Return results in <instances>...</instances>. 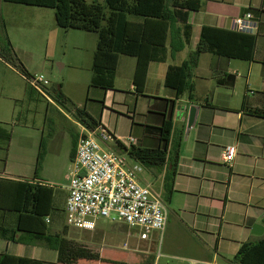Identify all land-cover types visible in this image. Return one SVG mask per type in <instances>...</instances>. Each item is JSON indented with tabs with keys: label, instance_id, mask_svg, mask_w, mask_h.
I'll return each mask as SVG.
<instances>
[{
	"label": "crops",
	"instance_id": "crops-1",
	"mask_svg": "<svg viewBox=\"0 0 264 264\" xmlns=\"http://www.w3.org/2000/svg\"><path fill=\"white\" fill-rule=\"evenodd\" d=\"M198 1L201 3L200 9L190 12L189 16V23L193 27V35L190 45L175 57H172L170 52H168L167 60L163 63L153 62L149 65L143 96H138L136 94L134 85V75L137 64L136 59L133 61V58L121 56L115 77L114 90L107 92L104 91L103 105L99 118L94 115V112L87 110L95 120L101 121V127L105 131L113 135L116 141H119L128 149L129 146L126 144L127 138L130 136H133L136 139L137 147L156 148L160 146L161 128L164 120L167 119L166 113L163 112V101H173L176 96L174 91L165 86L167 71L170 67L181 66L189 59L190 55L198 46L203 27L234 31V21L238 17L248 13V10H258L261 11L259 15L261 25L257 36V43L259 38L264 39V0ZM234 1L236 2L232 3ZM11 44L13 45V50L16 51L17 48L13 43ZM80 50L82 51L81 48ZM93 51L94 52L91 50L92 61L96 49ZM236 61L239 60H231L212 54H203L201 56L198 68L193 73L194 75L192 79L195 84L194 95L196 102L193 104L191 103V106L197 105L200 107L198 121L188 135L185 132L186 135L184 138L183 135H179V131L175 128L174 114V131L169 144V149H173V146L176 143H180V158L176 175L174 177L173 193L179 192V187H184L185 190H183V193L185 195L195 196L198 199L203 197L204 182H209V179L200 178L202 170L206 171L205 166L210 162L224 164L222 155L225 148L229 146L236 147V158L232 167L229 168V175H225V178L228 177V189L224 201L223 213L225 217L224 221L227 220V215L229 213L233 217L234 215L228 208L230 205H235L236 207L241 208V210H244V220L241 224H236L237 220L228 222V224L237 225L236 229L240 230V233L237 236L235 233L231 235L229 231H227V234L230 236H224L222 234L224 222L222 223L218 245L221 250L225 247V251L222 252V256H220V254L215 255L214 260L216 261L220 256L225 264H232L231 261H233L243 243L256 242L260 238L253 235L252 230L254 226L259 225L264 227V119L250 116L242 111L244 102L249 108L264 111V90L259 99H248L245 96L240 109L232 104L231 98L233 97V94H220V99L216 98L218 94L217 90L219 88L224 89V87H234L237 82L236 78L241 76L236 70ZM0 64L7 68L21 82L15 84L10 79L7 84H0V126L3 130L9 131L11 134L9 142H7L3 135H0V228L15 229L19 214L13 212V209H15L14 194L18 189V184L26 183L52 188L50 182L55 180L56 176L50 169H47L48 165L52 166V162L47 163L49 160L48 147L42 170L38 176H35L39 148L42 138L45 136L42 128L30 126L28 123L29 114L33 111V106L40 102L38 95L29 98L27 95V87L29 85L26 82L25 77L17 70L10 68L3 60H0ZM23 65L25 70L29 71L28 66L25 64ZM65 67L66 65L62 66V68ZM74 67L77 69L80 68L79 65H75ZM249 69L251 70V66ZM121 72L126 73L128 83L127 90H119L118 88L120 79L119 75H122ZM6 74V71L0 68V78L6 76ZM231 78H234L233 86L229 83ZM262 86L264 87V83H262ZM129 95L134 97L135 106L133 111L127 106V98ZM184 95H187L188 97V93ZM65 96L72 102L68 95L65 94ZM140 100H148V103H144L142 109H138ZM22 104L24 106L23 112H25L26 116L23 117V120L20 123H15V120L19 115V106ZM116 106L122 107L126 109V111L119 110V113H121L119 114L116 112ZM78 107L83 106L79 105ZM51 112H57L60 116H63L68 120L73 117L68 118L64 113V109H62L59 104H55L52 100H50V103L46 104L45 121L48 120V115H50ZM114 113H118L119 118H124L129 122V130L127 134H118L117 126L110 128V124L108 125L105 121L108 116H111ZM125 114L128 116L132 115L133 118L132 116L126 117L124 116ZM187 119L188 115L182 119L181 124H186L187 126ZM70 122H74L78 125V127L81 128V131L80 133L71 135V151L69 154V163H67V168H69V170L68 175L65 176V179L68 180L69 183V172L74 160V157H71L73 136L80 137L84 130H88L86 127L78 123L74 117ZM138 127H140V130L137 129ZM54 139V136H52L49 142H52ZM113 146L115 147L116 145L113 144ZM203 163L205 166L201 167L200 164ZM53 165H56V162H54ZM170 167L171 163L169 160L165 165L163 172L159 174V180L162 182L163 194H165V176L170 170ZM216 179L211 180L210 182H218ZM195 181H198L199 185L194 189L192 188V183ZM52 189L54 191V210L56 193L54 188ZM63 193L64 194L61 197V208L59 209L63 214H66L68 186ZM53 210L51 215L47 218V223L49 224L52 233H60L59 224L63 221L60 217L62 214L58 212L56 215L53 213ZM235 216L238 217L240 215L237 214ZM201 233L209 234V232L203 230ZM21 236L22 234H18L17 237L20 238V240L25 239V237ZM26 239L28 240L29 238L27 237ZM203 243L206 246L208 245V242L206 241H203ZM5 254L33 259L44 262L45 264H57L59 257L58 252L47 248L42 243H17L10 240L0 239V257ZM214 264L217 263L215 262Z\"/></svg>",
	"mask_w": 264,
	"mask_h": 264
},
{
	"label": "rangeland",
	"instance_id": "rangeland-1",
	"mask_svg": "<svg viewBox=\"0 0 264 264\" xmlns=\"http://www.w3.org/2000/svg\"><path fill=\"white\" fill-rule=\"evenodd\" d=\"M128 1L130 3L134 2V0ZM86 2L88 4L100 3L108 12L109 8L106 0H86ZM0 19L5 26L8 39L18 50H14V53L19 64L23 68V64L28 66L29 71H26V73L32 77L44 75L51 83L48 89L53 85L62 84L64 93L70 97L74 105L86 106L88 111L94 112V115L99 118L105 92L102 89L90 86L93 74L91 50L94 52L93 50L96 49L98 35L60 28L56 23L55 11L52 9L11 4L2 2V0H0ZM132 60L135 61L134 58ZM263 62L264 39L259 38L254 62L236 61V70L241 76L236 78L237 82L234 87L219 88L216 98L220 99V94H233L232 104L239 109L245 96L248 99L261 98V93L264 90L262 86V83H264ZM7 65L19 71L17 67L11 64L7 63ZM65 65L66 67L62 68ZM75 65H79L80 68L77 69L74 67ZM250 66L251 70L249 69ZM0 68L7 73L6 76L0 78L1 85L7 84L10 79L15 84L21 83L3 65L0 64ZM121 73L118 88L119 90H127L126 73ZM49 98L52 100L51 97ZM38 99L40 102L33 106V111L29 114L28 124L44 130L49 149L47 163L52 162V166L48 165L47 169H50L56 176V179L50 182L56 193L53 213L56 215L58 212L61 213L60 217L63 219L62 223L59 224V231L61 233L63 228L66 227L68 239L75 241L82 248L92 252L93 255L99 256V258H92L91 260H80L76 264H150L152 258H155L157 264H214L215 262L225 264L222 257H220L223 255L222 252L225 251V247L221 250L218 245L222 223L224 222L222 233L224 236H230L227 231L231 235L235 233L237 236L240 233V230L236 229L237 225L228 224V222L237 220L236 224H241L244 220V210L235 205H230L228 209L234 216L232 217L229 213L227 220L224 221L223 206L228 189V177L225 178V175H229L230 166L216 162H210L207 166L204 163L200 164L201 167H206V171L202 170L200 173V178L209 179V182H204L203 197H200V199L185 195L183 193L184 187H179V192H174L169 198L166 193L163 194L162 192V182L159 180V174L144 168L142 177L148 180L151 188L162 196L169 210L165 232L154 234L149 241H141L138 231L130 229L125 224L118 223L119 218L115 214L111 216V219H115L116 223L109 220H100L95 231L87 232L72 229L67 225L66 214H63L59 208H61L63 192L69 186V181L65 179V176L68 175L69 170L67 163H69L71 151V135L80 133L81 128L74 122H70L73 117L62 106L60 107L64 109L65 115L68 118L72 117L70 120L60 116L57 112H51L48 115V120L45 121L46 104L50 101L40 94ZM127 99V106L133 111L135 106L134 97L129 95ZM144 103L147 104L148 100H140L138 109H142ZM190 106L191 103L187 95L178 100L176 105L175 128L179 131V135H183L184 138L186 124L181 123L182 119L188 115ZM115 108L118 113L119 110L126 111V109L119 106ZM23 110L24 106L22 104L19 106V115L15 123H20L23 117L26 116ZM118 113L108 116L105 121L108 125L110 124V128L117 126L118 134H127L129 122L124 118H119ZM124 116L127 117L128 115L125 114ZM137 129L140 130V127ZM52 136L55 139L49 142ZM103 146L105 148V145ZM108 146L123 155L128 161L130 160L127 153L123 154L121 150L115 149L113 144L110 143ZM54 162H56V165H53ZM214 179L218 182H210ZM198 185L199 182L195 181L192 183V188L195 189ZM237 214L240 216H235ZM202 230L209 232V234L201 233ZM203 241L208 242V245L206 246ZM217 254H220V256L215 261L214 257Z\"/></svg>",
	"mask_w": 264,
	"mask_h": 264
},
{
	"label": "trees",
	"instance_id": "trees-1",
	"mask_svg": "<svg viewBox=\"0 0 264 264\" xmlns=\"http://www.w3.org/2000/svg\"><path fill=\"white\" fill-rule=\"evenodd\" d=\"M11 4L47 8L55 11L57 25L64 30H77L98 35V43L93 59V76L91 87L113 91L115 77L121 56L134 58L137 61L134 85L136 94L143 96L149 65L153 62L163 63L168 52L172 57L181 53L190 45L193 27L189 23L190 12L201 7L198 0H106L107 9L100 3L88 4L86 0H2ZM260 18L261 11L248 10ZM257 35H248L236 31L203 27L196 50L181 66L170 67L166 74V88L175 92V100H164V111L167 119L161 128L160 146L143 148L132 145L126 148L116 141L115 149L128 154L146 170L161 174L170 160L171 167L165 176V193L171 198L174 188V177L179 164L180 143L173 149L169 144L174 131V114L177 101L188 93L190 103H195V84L193 73L198 68L203 54H212L231 60L254 62ZM0 59L19 69L25 78L32 76L19 64L12 44L6 35L0 19ZM264 64V62H263ZM18 71V72H19ZM234 85V78L229 81ZM63 85H53L48 89V96L72 114L74 119L89 131L94 132L101 127V121L95 120L86 106L74 105L63 92ZM27 95L32 98L39 95L30 86ZM103 105V102H102ZM242 111L250 116L263 118L264 111L252 109L244 102ZM0 135L7 142L11 134L0 126ZM79 137V136H78ZM77 136H73L71 157H75L78 144ZM47 154V141L43 137L35 169V176L42 170ZM171 195V196H170ZM54 191L52 188L19 183L14 194L15 209L19 214L15 229L0 228V239L12 242L42 243L47 248L58 252L57 264H76L80 260L99 258L89 250L82 248L75 241L67 238V228L61 233H52L47 218L53 210ZM264 224V220H263ZM18 234L25 239L20 240ZM29 238L28 240L26 238ZM27 240V241H26ZM155 263L152 258L150 264ZM232 264H264V236L256 242H245L241 245ZM0 264H45L44 262L5 254L0 257Z\"/></svg>",
	"mask_w": 264,
	"mask_h": 264
},
{
	"label": "built area",
	"instance_id": "built-area-1",
	"mask_svg": "<svg viewBox=\"0 0 264 264\" xmlns=\"http://www.w3.org/2000/svg\"><path fill=\"white\" fill-rule=\"evenodd\" d=\"M260 25V19L248 12L234 21V31L257 35ZM25 80L50 101L48 88L51 83L44 75ZM110 143L116 145L113 135L103 128L94 132L84 130L80 135L69 172L67 225L75 230L92 232L98 228L100 220L116 223L111 219L115 214L119 218L118 223L138 231L141 241H149L154 234L165 232L168 207L162 196L142 177L144 167L131 157L128 161L110 149ZM136 144L135 138H127V146ZM236 155V147L225 148L222 155L224 164L232 167Z\"/></svg>",
	"mask_w": 264,
	"mask_h": 264
},
{
	"label": "water",
	"instance_id": "water-1",
	"mask_svg": "<svg viewBox=\"0 0 264 264\" xmlns=\"http://www.w3.org/2000/svg\"><path fill=\"white\" fill-rule=\"evenodd\" d=\"M200 107L197 105H192L188 111V119H187V126H186V133L187 135L190 133L191 129H193L198 121ZM253 235L257 237L264 236V227L256 225L252 230Z\"/></svg>",
	"mask_w": 264,
	"mask_h": 264
}]
</instances>
